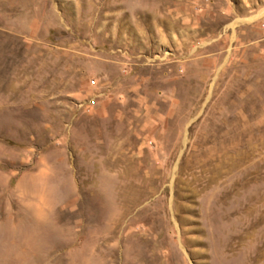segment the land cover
I'll return each mask as SVG.
<instances>
[{
  "label": "rangeland",
  "instance_id": "1",
  "mask_svg": "<svg viewBox=\"0 0 264 264\" xmlns=\"http://www.w3.org/2000/svg\"><path fill=\"white\" fill-rule=\"evenodd\" d=\"M0 264H264V0H0Z\"/></svg>",
  "mask_w": 264,
  "mask_h": 264
}]
</instances>
